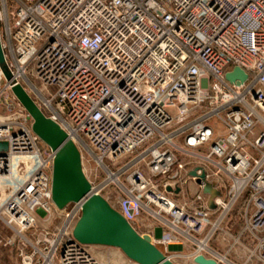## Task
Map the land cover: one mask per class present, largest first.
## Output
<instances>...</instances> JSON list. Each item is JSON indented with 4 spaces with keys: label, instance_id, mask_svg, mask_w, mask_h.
Segmentation results:
<instances>
[{
    "label": "built area",
    "instance_id": "2783aa9c",
    "mask_svg": "<svg viewBox=\"0 0 264 264\" xmlns=\"http://www.w3.org/2000/svg\"><path fill=\"white\" fill-rule=\"evenodd\" d=\"M0 39L10 73L0 69V220L12 233L0 242L22 264H101L72 235L92 195L130 224L158 225L160 237L144 235L171 262V247L191 245L192 264H220L208 243L245 194L242 234L264 263V0H0ZM235 68L245 81L226 80ZM15 86L101 179L82 168L90 192L36 240L46 252L27 253L26 233L51 216L54 154ZM207 184L219 193L213 208Z\"/></svg>",
    "mask_w": 264,
    "mask_h": 264
},
{
    "label": "water",
    "instance_id": "95a60500",
    "mask_svg": "<svg viewBox=\"0 0 264 264\" xmlns=\"http://www.w3.org/2000/svg\"><path fill=\"white\" fill-rule=\"evenodd\" d=\"M0 69L5 79L10 80L0 39ZM247 75L239 68L226 74L228 82L245 81ZM12 93L32 119V132L54 154L51 171V200L55 209L62 211L77 203L90 192V184L83 172L81 155L68 135L37 107L21 86L12 88ZM6 149L0 144V150ZM191 176H195L192 172ZM202 181L205 175L200 176ZM204 192L213 199L219 196L214 189L205 187ZM73 238L85 246L106 247L119 250L135 264H174L157 248L150 236L139 234L133 226L103 197L92 195L83 204L81 216L73 229ZM195 264H216L199 256Z\"/></svg>",
    "mask_w": 264,
    "mask_h": 264
},
{
    "label": "rangeland",
    "instance_id": "374dc122",
    "mask_svg": "<svg viewBox=\"0 0 264 264\" xmlns=\"http://www.w3.org/2000/svg\"><path fill=\"white\" fill-rule=\"evenodd\" d=\"M84 155V152L82 151ZM82 162V168L85 170V174L87 178L97 184L98 181H94V172H96V166L94 163H87V159L84 155V159ZM52 171V167H51ZM51 175V172H50ZM105 178V176H103ZM207 188H211L210 184L206 185ZM114 189V190H113ZM111 191H115L116 189L112 186ZM190 193H193V190H190ZM246 194L237 200L232 206H230L227 213L221 217L223 214L222 211H218L214 214V219L221 217V222L219 223V228L216 231V235L214 238L208 243V247L211 251L215 252L219 255L220 258H225L230 264H264L254 256H251V252H253L256 246V240H251L247 235H243V208H244V199ZM67 208V207H66ZM65 208V210H66ZM66 211L63 210V213L55 207L52 206L51 216L38 214L36 220V225L34 231L26 233V236L29 237L31 241H33L32 247L26 249L27 253H31L33 248L46 252L49 247L44 243L37 244L36 240L42 239L45 232H49L50 234H56L63 225L64 216ZM48 217V219H46ZM144 223V224H143ZM133 228L138 231L141 235L147 234L146 228L149 227L150 224L145 221H139L136 223H132ZM131 224V225H132ZM153 226V225H151ZM158 227V225H157ZM244 233V232H243ZM12 235L11 231L6 228V226L0 220V237L8 238ZM228 235L233 237L234 240H238V243L234 244L233 240L228 239ZM264 235L261 234L259 236L262 239ZM4 241V240H3ZM3 241L0 242V264H22L20 258L17 255V249L10 248L5 246ZM188 247L179 248L173 247L168 251L170 254L174 256L172 258V262L174 264H192V261L187 258L189 252H192L191 245H187ZM91 253L98 259L101 264H133L125 258V256L116 249L102 248V247H92ZM34 264H41V260L33 262ZM56 264V262H55ZM220 264H226L224 262H220Z\"/></svg>",
    "mask_w": 264,
    "mask_h": 264
},
{
    "label": "crops",
    "instance_id": "0c3cea01",
    "mask_svg": "<svg viewBox=\"0 0 264 264\" xmlns=\"http://www.w3.org/2000/svg\"><path fill=\"white\" fill-rule=\"evenodd\" d=\"M40 147H41V149L42 150H47V147L45 146V145H43V144H41L40 145ZM141 222V221H140ZM136 223V222H135ZM132 226H133V224H132ZM134 227V226H133ZM135 229V228H134ZM146 230L148 231L147 232V234H150V235H152L154 238H158V237H160V235H161V230L159 229V228H157L156 226H151V225H149V227L148 228H146ZM137 231V230H136ZM138 232V231H137ZM140 234V233H139ZM93 247H95V246H93ZM102 248H106V247H102ZM109 249H113V248H109ZM171 249H173V247H171ZM117 250V249H116ZM126 258V257H125ZM128 260V259H127ZM129 262H131L130 260H128ZM131 263H133V262H131ZM133 264H135V263H133Z\"/></svg>",
    "mask_w": 264,
    "mask_h": 264
},
{
    "label": "bare ground",
    "instance_id": "6f19581e",
    "mask_svg": "<svg viewBox=\"0 0 264 264\" xmlns=\"http://www.w3.org/2000/svg\"><path fill=\"white\" fill-rule=\"evenodd\" d=\"M48 217H46V219H47ZM144 224V223H143ZM221 260L224 262V263H226L227 262V260H225L224 258H221Z\"/></svg>",
    "mask_w": 264,
    "mask_h": 264
}]
</instances>
